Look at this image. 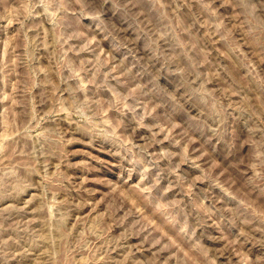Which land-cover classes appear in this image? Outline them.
Here are the masks:
<instances>
[{"label": "rangeland", "instance_id": "374dc122", "mask_svg": "<svg viewBox=\"0 0 264 264\" xmlns=\"http://www.w3.org/2000/svg\"><path fill=\"white\" fill-rule=\"evenodd\" d=\"M0 264H264V0H0Z\"/></svg>", "mask_w": 264, "mask_h": 264}]
</instances>
